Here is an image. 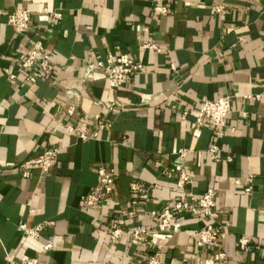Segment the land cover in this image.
<instances>
[{
    "label": "crops",
    "instance_id": "0c3cea01",
    "mask_svg": "<svg viewBox=\"0 0 264 264\" xmlns=\"http://www.w3.org/2000/svg\"><path fill=\"white\" fill-rule=\"evenodd\" d=\"M16 9L30 12L22 34L7 22ZM37 40L50 72L30 83L20 64ZM119 53L142 69L117 90L101 73L84 84L88 62ZM69 87L81 95L66 96ZM221 95L230 112L213 159L215 128L195 115L202 100ZM52 147L49 171L31 167L23 177L19 164ZM176 164L191 184L180 188L168 175ZM100 168L113 173L112 189L86 206ZM207 187L225 264H264V0H0V264L22 255L42 264H142L155 252L165 264H217L215 246L195 244L202 220L175 212L178 230L160 233L151 214ZM117 219L123 233L112 240ZM21 224L43 228L32 238ZM136 227L152 230L145 241L128 233Z\"/></svg>",
    "mask_w": 264,
    "mask_h": 264
},
{
    "label": "built area",
    "instance_id": "2783aa9c",
    "mask_svg": "<svg viewBox=\"0 0 264 264\" xmlns=\"http://www.w3.org/2000/svg\"><path fill=\"white\" fill-rule=\"evenodd\" d=\"M154 9L157 12H165L164 6H155ZM223 9L222 5H217L212 8L213 12H221ZM30 21V12L27 9H16L8 14L7 22L14 30L18 33H25ZM142 48H151L155 51H160L156 45L152 43H145ZM21 68L25 70H31L32 73L26 76V79L30 83L36 82L38 79L46 76L50 72V54L49 51L43 46L42 42L37 40L30 44L26 50V54L20 64ZM142 64L135 62L130 59L129 54L119 53L116 56H109L105 64L88 62L85 65V76L83 82L88 80V76L91 75V80H94L96 73L103 74L107 81L110 89L117 90L128 82L130 75L134 72L140 71ZM8 77L12 79L14 76L9 74ZM65 94L68 97H79L80 92L74 87L66 88ZM96 103H99L96 101ZM114 102H105L106 107H112ZM121 106V105H120ZM75 112L73 106H69L66 109L67 115H72ZM230 112V97L226 95L217 96L213 99L202 100L198 106L195 122L197 125H210L215 128L214 141L209 146V152L213 159L217 158L218 152V140L223 135L225 128V120ZM84 138V135L81 134ZM58 152V148H47L41 154L28 162L19 164L21 168L22 176L27 177L30 174L31 167L39 168L43 172H48L49 169L54 165V159ZM180 156L185 154L184 150L178 151ZM227 160H230V156H227ZM168 175L177 174V186L182 188L192 183L190 173L185 170L180 164H176L170 170L167 171ZM99 181L98 184L90 190L88 193L82 196L81 201L86 206L95 205L103 195L108 194L114 182L113 173L105 168L98 170ZM132 189L139 190L136 184L132 185ZM144 196V195H142ZM215 207V191L213 188L207 187L201 194H195L191 191L186 193V197L183 200L176 201L171 208H166L159 213L151 212L157 218V223L154 228L155 231L160 233H169L178 230V221L175 220V212H186L190 216L196 217L203 221V227L194 231L195 244L203 247L212 245L215 246L212 254V260L217 264H225L226 254L221 250L219 240L222 236L221 231L216 228L213 224ZM124 224L123 219H117L111 222L110 238L112 240L117 239L122 233V225ZM22 230L30 237L37 238L40 230L43 228V224L27 227L25 224L20 226ZM151 229L142 227H136L128 231L130 236L136 242H143L146 240L148 233ZM249 239L242 236L238 240V245L241 249L248 247ZM51 248V243L46 242L44 245L45 250ZM18 264H42L38 258L22 255L19 259ZM142 264H165L160 257L158 252H155L147 257L145 262Z\"/></svg>",
    "mask_w": 264,
    "mask_h": 264
}]
</instances>
